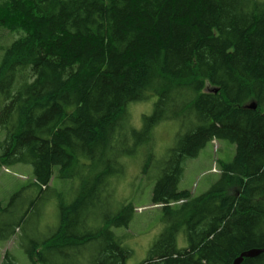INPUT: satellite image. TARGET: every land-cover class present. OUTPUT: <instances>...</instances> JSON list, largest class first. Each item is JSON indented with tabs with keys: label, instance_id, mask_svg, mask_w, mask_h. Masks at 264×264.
Instances as JSON below:
<instances>
[{
	"label": "trees",
	"instance_id": "16d2710c",
	"mask_svg": "<svg viewBox=\"0 0 264 264\" xmlns=\"http://www.w3.org/2000/svg\"><path fill=\"white\" fill-rule=\"evenodd\" d=\"M0 27L21 34L0 61V168L30 165L34 177L0 202L1 241L21 233L31 264H127L133 251L112 228H128L136 207L115 202L114 185L146 151L164 229L139 264H234L264 250V0H0ZM141 103L153 111L138 128ZM166 121L179 127L156 161ZM216 140L236 146L219 180L198 197L180 190L185 162ZM53 178L77 187L56 195L55 229L29 236ZM241 264H264V252Z\"/></svg>",
	"mask_w": 264,
	"mask_h": 264
},
{
	"label": "rangeland",
	"instance_id": "374dc122",
	"mask_svg": "<svg viewBox=\"0 0 264 264\" xmlns=\"http://www.w3.org/2000/svg\"><path fill=\"white\" fill-rule=\"evenodd\" d=\"M262 1V0H260ZM21 36L20 33H11L0 27V61L5 52L14 41ZM155 101V99H154ZM153 111L152 104L141 103L131 108L134 125L141 126V115H150ZM178 123L175 121L162 122L156 127V147L154 154L156 161L163 159L169 148L173 147ZM5 137V132H0V141ZM236 153V146L227 140H216L207 144L198 157L190 158L185 162L184 176L180 182V190H189L194 197L208 192L220 178L219 163L231 162ZM146 151L138 152L127 160L125 174L115 180L114 201L117 203H132L136 212L129 227L112 228L115 234L123 238L124 246L133 251L127 264H139L144 261L161 235L164 224L162 219L164 211L160 206L152 205L153 188L159 177L158 167L150 169L148 175L142 173L144 155ZM156 168V169H155ZM57 172V168L54 169ZM34 182L33 167L30 165H17L0 168V202L5 207L13 195ZM75 185V186H74ZM69 180L53 178L51 191L45 195L44 200L38 202V207L31 216L27 225V235L47 236L58 223L57 194H62L66 200L71 199L70 192L76 184ZM38 191H28L21 197L25 208L35 199ZM21 233L10 241L0 240V262L3 261L7 251L17 259V264H31L20 242ZM180 248L186 247L187 242L181 235L178 242Z\"/></svg>",
	"mask_w": 264,
	"mask_h": 264
},
{
	"label": "water",
	"instance_id": "95a60500",
	"mask_svg": "<svg viewBox=\"0 0 264 264\" xmlns=\"http://www.w3.org/2000/svg\"><path fill=\"white\" fill-rule=\"evenodd\" d=\"M247 108L251 109V110H256L257 109V104L255 102H252L250 104L247 105ZM264 252L263 249H254V250H251L247 253H244L242 254L235 262L234 264H241L242 261L245 259V258H255V257H258L260 256L262 253Z\"/></svg>",
	"mask_w": 264,
	"mask_h": 264
}]
</instances>
